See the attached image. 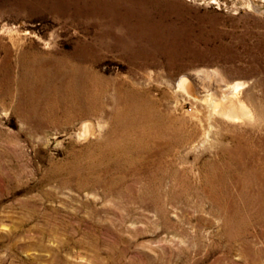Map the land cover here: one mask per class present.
<instances>
[{
	"label": "rangeland",
	"instance_id": "rangeland-1",
	"mask_svg": "<svg viewBox=\"0 0 264 264\" xmlns=\"http://www.w3.org/2000/svg\"><path fill=\"white\" fill-rule=\"evenodd\" d=\"M0 264H264V0H0Z\"/></svg>",
	"mask_w": 264,
	"mask_h": 264
},
{
	"label": "bare ground",
	"instance_id": "bare-ground-1",
	"mask_svg": "<svg viewBox=\"0 0 264 264\" xmlns=\"http://www.w3.org/2000/svg\"><path fill=\"white\" fill-rule=\"evenodd\" d=\"M199 75V74H198ZM201 76V75H200ZM190 77V76H189ZM191 77H192V79L194 78V76H192L191 75ZM208 77V76H207ZM191 79H189L188 77H182L180 80H179V82H178V88H179V90L180 89H182L184 92H186V93H184V94H188L191 98H194L195 100H207L206 98H205V96H203V95H200V94H197L196 93V91H195V87H194V85H193V83L190 81ZM201 80V79H200ZM203 80V79H202ZM206 80V79H205ZM241 85L242 84H240V83H238V84H236V85H234V87H233V91H234V93H233V96L231 97V98H229V100H228V104H226L225 105V107L224 108H222V110H220V111H222V114L224 115V116H227V117H229V118H237V116H236V114L234 115V111H236L237 109L239 110V111H241V112H243V114H245V116L247 115V116H252L253 114H254V112H253V110H252V108L250 107V105L248 104V103H246V101H244L242 98H241V96H240V90H241ZM196 86V85H195ZM178 90V89H177ZM181 90V91H182ZM196 90H197V88H196ZM205 91V90H204ZM211 94V93H210ZM205 95H207V94H205ZM185 97V96H184ZM189 97V98H190ZM209 97H210V95H209ZM213 97V96H212ZM208 100H210V99H208ZM205 102V101H204ZM209 104V103H208ZM211 104V103H210ZM215 103H213V105H214ZM220 104V103H219ZM212 105V106H213ZM216 106H217V104H216ZM217 111H219V110H217ZM214 112H215V109H214ZM237 113V112H236ZM242 116V115H241ZM239 118H241V117H239ZM238 118V119H239ZM247 118V117H246ZM237 119V120H238Z\"/></svg>",
	"mask_w": 264,
	"mask_h": 264
}]
</instances>
